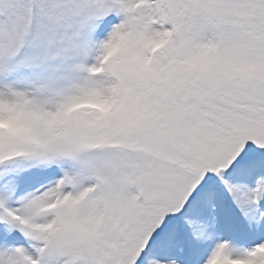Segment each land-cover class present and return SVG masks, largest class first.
Wrapping results in <instances>:
<instances>
[{
  "label": "snow or ice",
  "instance_id": "1",
  "mask_svg": "<svg viewBox=\"0 0 264 264\" xmlns=\"http://www.w3.org/2000/svg\"><path fill=\"white\" fill-rule=\"evenodd\" d=\"M0 264H264V0H0Z\"/></svg>",
  "mask_w": 264,
  "mask_h": 264
}]
</instances>
